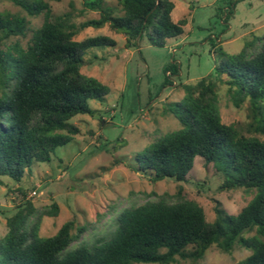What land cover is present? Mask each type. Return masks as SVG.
<instances>
[{
    "label": "trees",
    "instance_id": "obj_1",
    "mask_svg": "<svg viewBox=\"0 0 264 264\" xmlns=\"http://www.w3.org/2000/svg\"><path fill=\"white\" fill-rule=\"evenodd\" d=\"M8 1L29 17L43 15L44 22L32 30L24 18L0 16V186L3 177L20 183L33 163L49 162L56 148L79 134L71 120L94 117L89 102L102 103L108 95L106 86L81 69L88 49L114 47L115 41L98 36L78 42L77 35L108 27L125 37V49L139 48L143 39L161 48L181 37L186 25L185 20H172L171 0H116L120 15L103 7V0H88L84 9L99 12V18L80 23L73 22L70 13L53 17L43 0ZM238 1L231 0L230 8ZM28 34L25 47L18 41L7 45L11 38L23 40ZM212 51L219 60L211 74L194 84L175 83L185 96L167 112L181 129L137 154L134 170L151 183H183L201 159L223 177L220 191L255 190L239 214L229 215L217 203L215 220L207 222L203 209L179 191L130 203L88 241L81 240L87 226L72 233V222L43 238V219L56 218L59 208L52 204L37 210L22 193L14 214L5 218L0 264L197 263L212 247L223 254L247 250L250 255L242 264H264V34L251 36L236 55L223 52L221 41ZM170 68L174 72L167 77L177 76L180 68ZM218 84L226 87L234 108L247 104L248 136L222 123ZM246 233L254 235L246 238Z\"/></svg>",
    "mask_w": 264,
    "mask_h": 264
},
{
    "label": "rangeland",
    "instance_id": "obj_2",
    "mask_svg": "<svg viewBox=\"0 0 264 264\" xmlns=\"http://www.w3.org/2000/svg\"><path fill=\"white\" fill-rule=\"evenodd\" d=\"M29 3L32 0H24ZM48 3L52 16L72 15L75 23L98 19L99 12L84 9L88 0H43ZM231 0H171L174 4L172 20L186 21L184 34L167 40L156 48L143 39L139 48L125 49V37L108 27L85 29L74 39L105 36L115 41L114 47L92 48L86 51V64L81 72L97 79L108 89L102 103L91 101L94 117L79 115L71 124L79 129L69 144L58 147L47 163H33L22 181L15 183L1 178L0 238L6 234L5 218L14 214L22 201V193L37 210L56 204V218H44L40 236H54L66 223L76 228L87 226L81 240L88 241L92 234L107 229L113 216L130 203L142 204L162 194L176 195L198 204L207 222L215 220V206L229 215L239 212L253 199L255 190L220 191L223 177L212 165L205 166L197 159L193 170L183 183L163 180L151 183L134 170L135 156L149 148L158 138L179 131L178 121L167 109L184 99V91L176 82L194 84L213 72L219 55L212 45L221 41L223 52L238 54L251 36L264 34V0H241L230 8ZM103 7L120 15L116 0H103ZM232 12L230 15L229 13ZM0 16L24 18L32 30L39 28L43 15L29 17L21 8L8 0H0ZM30 38H11L7 45L19 42L25 47ZM180 68L177 76L167 75ZM221 121L232 125L242 135L246 132L248 106L236 109L231 104L225 86L218 84ZM246 233L244 237L253 236ZM73 243L71 247H75ZM250 255L236 248L223 254L210 248L197 263L177 260L175 264H242Z\"/></svg>",
    "mask_w": 264,
    "mask_h": 264
}]
</instances>
